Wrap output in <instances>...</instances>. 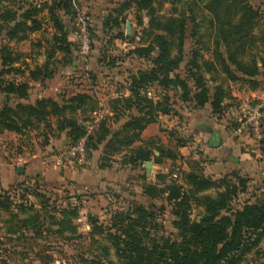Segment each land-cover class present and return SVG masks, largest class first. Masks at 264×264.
<instances>
[{
    "label": "trees",
    "instance_id": "1",
    "mask_svg": "<svg viewBox=\"0 0 264 264\" xmlns=\"http://www.w3.org/2000/svg\"><path fill=\"white\" fill-rule=\"evenodd\" d=\"M46 1H11L0 10V37L4 33L8 41H25L29 34L41 30L42 24L38 16L47 9L55 31L48 57H52L55 51L69 54L67 32L58 13L61 11L68 15L70 0ZM165 1L174 7L169 17L159 15L156 7L157 3ZM131 5L137 11L146 12L148 19L142 34L151 38L148 45L134 48L132 54L147 58L152 64L150 71L142 77L148 82H158L162 103L154 105L153 100L142 91L145 89L144 81L133 78L126 100L127 108L133 113L128 115L114 133L110 132L106 119H102L97 129L86 136L85 128L76 118L77 113L85 112L84 106L91 105L89 111L94 112L95 102L86 93L70 97L67 105H60L51 98H43L36 100L33 105H16L15 108L4 106L0 108V133L8 131L20 134L32 123L31 119L45 121L46 118L54 117L55 132L66 134L69 147L86 137L85 150L88 156L102 144L104 150L111 153L129 149L124 164L136 168L153 159L157 162L162 158L172 161L183 159L178 151L165 150L161 146L155 148L160 154L157 158L150 149L134 147L135 143L141 141V132L154 122L156 116L175 113L168 105L166 91L169 88L181 92L180 99L192 103L196 109L209 104L211 114L218 117L223 116L227 110L225 101L233 98L227 83L246 85L250 91L261 88L260 78H264V14L255 11L243 0H128L122 7L129 8ZM189 24L190 38L194 40L195 47L184 66V73L180 75L178 71L184 62V42ZM204 39L211 41L207 48L204 47ZM202 51L208 52L207 59L203 58ZM0 57L2 67L9 68L19 60L20 54L0 47ZM52 75L53 71L48 70V63L31 71L33 80L39 79V76L49 79ZM0 92L6 96L26 99L28 85L8 81L4 79L3 72H0ZM49 128L52 129V125ZM261 131L262 138L258 145L264 156V117L261 120ZM176 144L177 149L186 146L182 141H176ZM191 163L195 168L183 171L181 181L170 180L168 177L165 181L164 177H160L161 186L156 183L142 185L144 196L151 199L165 196L166 202L172 206V226L177 231L176 239L158 237V231L161 230L157 222L158 215L150 206H130L127 210L112 212L105 224L89 217V235L96 231L103 233V239L111 247L94 241L97 253L78 250V263L239 264L241 256L264 239V203L244 202L241 206H235L233 203L239 188H243V180L232 183L229 176L212 180L203 174L198 161ZM232 174L233 177L237 176L235 172ZM34 198L35 203L29 202L30 215L19 219L18 214L11 211L17 208L23 210V213L27 212L26 205H17L9 197L0 196V211L8 216L5 222L8 224L6 232L0 234V237L7 242L17 241L20 244L17 246L21 249V244L26 239L37 242L47 234V229L44 230L46 217L40 218V213L52 207L50 199L42 197L41 200L39 195ZM35 204L41 208L34 209ZM193 206L200 209L197 219H191ZM72 214L73 217L76 216V212ZM58 224V232L62 234L61 230L67 226L65 227L64 221ZM77 238L86 239L82 236ZM2 240L1 238L0 248L6 244L1 243ZM111 249L117 261L112 259ZM20 255H23L22 259L27 258L23 252ZM39 258L43 264H50L52 260L48 255L40 254Z\"/></svg>",
    "mask_w": 264,
    "mask_h": 264
},
{
    "label": "rangeland",
    "instance_id": "2",
    "mask_svg": "<svg viewBox=\"0 0 264 264\" xmlns=\"http://www.w3.org/2000/svg\"><path fill=\"white\" fill-rule=\"evenodd\" d=\"M11 1L19 0H0V10ZM43 1L47 2L38 0V3ZM243 1L255 11L264 14V1ZM126 2L128 0H70L68 15L61 11L58 13L67 32L69 54L55 51L52 57H48L55 31L47 9L38 16L42 24L41 30L29 34L25 41H8L3 33L0 37V47L20 54V57L10 66L11 68L2 67L0 57V72H3L4 79L8 81L27 84L28 96L26 99H18L14 95L6 96L0 92V108L33 105L36 100L43 98H51L60 105H67V99L70 97L77 93H86L92 96V101L95 102L94 112L89 111L91 105L84 106L85 112L80 111L76 118L88 136L97 129L102 119H106L110 132L114 133L126 121L128 115L133 113L127 108L126 101L133 78L144 81L145 89L142 91L153 100L154 105L162 103L161 87L158 82H148L142 77L150 71L152 64L147 58H139L132 54L134 48L148 45L151 39L142 34L148 19L146 12L137 11L134 5L129 8L122 7ZM156 7L162 17H169L174 8L167 1L157 3ZM190 27L189 24L187 39L184 42V62L178 71L180 75L184 73V66L195 47L194 40L190 38ZM203 43L206 48L211 45L208 39H204ZM85 44L88 49L83 50ZM202 53L203 58L207 59L208 52ZM46 63L48 70L53 71L52 78L43 79L39 76V79L33 80L31 71L37 67H44ZM260 81L261 88L252 91L254 93H251L246 85L226 84L233 98L226 102L227 111L222 118L225 122L223 125L227 133L232 134L230 138L245 136L251 141L245 148L248 149L246 152L254 157L257 166L255 174L248 173L245 169L229 168L218 176H208L212 180L229 176L228 179L232 183L244 181L243 188H239V192H243H238L233 203L235 206H241L244 202L264 203V170L260 164L263 155L258 142L248 131L237 137L233 134L236 119L242 115L243 102L259 104L264 109V78H260ZM180 93L170 88L166 91L168 105L175 113L156 116L151 123L152 128L148 130L149 137L141 139L134 147L150 149L157 158L160 156L155 149L158 146L165 150L178 151L176 141L178 143L182 141L187 145L191 132L185 133L184 129L191 125V117L202 121L201 115L208 110L194 108L192 103L180 99ZM209 115L208 111L206 117ZM31 122L20 134L8 131L0 133V196L9 197L17 205H26L27 212L23 213V210L17 208L11 211L18 214L19 219L30 215L29 202H36L35 195H39L41 200L42 197L50 199L52 207L40 213V218L46 217L44 230L47 229V234L37 242L26 239L21 244L22 249L17 246L19 244L17 241L7 242L0 237L3 239L1 243L6 242L5 246L0 248V264H43L40 262V254L50 256L52 259L50 264H79L76 258L78 250L97 253L94 241L111 247L103 239V233L96 231L89 235L91 231L89 217L105 224L112 212L127 210L130 206H150L158 215L157 222L161 229L158 231V237L176 239L177 231L172 226L174 221L172 206L166 202L165 196L157 199L144 196L142 185L156 183L161 186L160 177H164L165 181L172 180L173 174H177V180L181 181L183 171L188 172L195 168L191 163L193 159L179 158L172 161L162 158L158 162L153 159L149 161L151 163L149 167L141 164L136 168H130L124 164L129 149L111 153L104 150L102 144L98 150L91 151L89 156L87 154L88 165H78L68 153L66 134L55 132L54 117L46 118L45 121L31 119ZM49 125H52V129ZM203 127L204 125L200 123L198 128ZM187 151L184 150V154ZM208 159L207 155L205 158L200 156L203 163L208 162ZM18 167L23 168L22 173L17 172ZM233 172L237 174L236 177H233ZM35 205L34 209L41 208L38 204ZM73 212H76L75 217ZM198 212L200 209L194 207L191 219H197ZM7 219L8 216L0 211V234L6 232ZM60 221H64L65 227L68 228L62 229V234L58 232ZM78 236L86 239L78 240ZM263 251L264 239L243 254L239 264H264ZM20 252L26 254L27 258L22 259L23 255H20ZM110 254L112 259L117 261L113 256V249L110 250ZM45 261L48 263L47 259Z\"/></svg>",
    "mask_w": 264,
    "mask_h": 264
},
{
    "label": "crops",
    "instance_id": "3",
    "mask_svg": "<svg viewBox=\"0 0 264 264\" xmlns=\"http://www.w3.org/2000/svg\"><path fill=\"white\" fill-rule=\"evenodd\" d=\"M250 92L254 93L255 91ZM234 96L236 97V95ZM251 96L253 95L251 94ZM226 102L227 101H225V104H227ZM204 109L210 112L209 117H206L208 116V111H205V114L201 115L203 118L202 121L191 117V125L184 129L186 130L185 133L189 132L190 134L191 132V141L189 140L186 146L178 148V152L181 153L180 156H184L183 159L185 160L193 159L194 161H198L202 167L203 174L206 177H213V175L218 176L221 172L228 171L229 168H236V170L245 169L246 172L255 174L257 172L255 159L246 152L248 149L245 148L246 145L251 144V141L245 136H241L236 139L230 138V135L232 134L227 133L226 127L223 125L225 123L222 119L223 116L218 117L217 115L211 114V107L209 104L205 105ZM200 123L204 125L203 128H198ZM152 126L153 124H149L144 128L140 135L141 139L149 137L148 130H150ZM195 130L198 131L196 132ZM215 132H217L220 137V143L215 146H211L210 139ZM184 150H188L186 154H184ZM202 153L204 155H202ZM206 155L209 158L208 162H201L200 156L205 158ZM261 158L262 160L260 164L264 170V156ZM203 166H205V169Z\"/></svg>",
    "mask_w": 264,
    "mask_h": 264
},
{
    "label": "built area",
    "instance_id": "4",
    "mask_svg": "<svg viewBox=\"0 0 264 264\" xmlns=\"http://www.w3.org/2000/svg\"><path fill=\"white\" fill-rule=\"evenodd\" d=\"M88 49L87 45H83V50ZM242 115L236 119V127L233 130L235 136H241L244 132H249L255 141L262 138L261 120L264 117V110L259 104L242 103ZM86 138H82L76 145L68 148V153L78 165H88L87 152L85 150ZM173 179H177L178 175L173 174Z\"/></svg>",
    "mask_w": 264,
    "mask_h": 264
},
{
    "label": "water",
    "instance_id": "5",
    "mask_svg": "<svg viewBox=\"0 0 264 264\" xmlns=\"http://www.w3.org/2000/svg\"><path fill=\"white\" fill-rule=\"evenodd\" d=\"M219 143H220V137L217 134V132H215V133H213V135H212V137L210 139V145L211 146H215V145H217ZM150 164H151L150 162L145 163L146 167H149ZM17 172L18 173H22L23 172V168L22 167H18L17 168Z\"/></svg>",
    "mask_w": 264,
    "mask_h": 264
}]
</instances>
